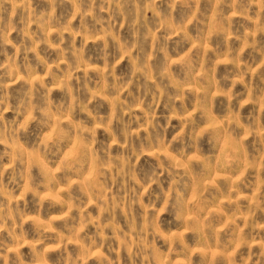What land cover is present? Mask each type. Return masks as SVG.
Returning <instances> with one entry per match:
<instances>
[{
    "label": "clouds",
    "instance_id": "obj_1",
    "mask_svg": "<svg viewBox=\"0 0 264 264\" xmlns=\"http://www.w3.org/2000/svg\"><path fill=\"white\" fill-rule=\"evenodd\" d=\"M0 264H264V0H0Z\"/></svg>",
    "mask_w": 264,
    "mask_h": 264
}]
</instances>
